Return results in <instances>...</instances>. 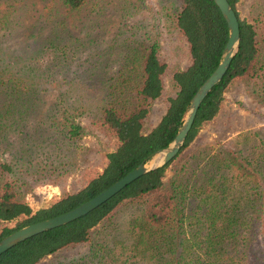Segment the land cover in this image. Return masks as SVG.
<instances>
[{
  "label": "trees",
  "instance_id": "obj_1",
  "mask_svg": "<svg viewBox=\"0 0 264 264\" xmlns=\"http://www.w3.org/2000/svg\"><path fill=\"white\" fill-rule=\"evenodd\" d=\"M62 1L67 8L77 9L85 0ZM179 1L173 22L186 43L189 63L172 74L176 92L167 99L158 122L143 132V120L151 104L162 94L165 71V64L158 58L159 46L151 41L137 52L125 54L123 67L108 82V99L104 98L99 106V120L114 138L115 147L106 153L102 170L75 192L36 211L21 196L25 179L21 180L20 171L40 174V167L50 168L49 163L33 164L30 159L47 155L51 149L44 148L50 145L53 149L63 146L61 154L65 149L70 152L83 128L70 114L74 108L58 105L63 103V95L54 99L63 112L60 122L45 123L39 133L25 131L24 126L19 128L17 123H24V115L38 100L40 86L57 82L48 79L52 73L40 75L39 82L32 81L34 72L27 65L8 66L0 73L4 94L0 123L3 124L1 119L9 118V125L4 126L8 135L2 137L0 131V143L4 138V151L9 159L0 163V176L4 178L0 182V221L15 222L12 227L0 229V239L26 224L61 214L87 201L171 142L191 96L217 65L227 38L226 24L212 0ZM227 1L238 19L237 48L221 80L198 106L178 154L195 140L202 124L218 114L225 89L232 81L249 84L264 99V12L249 22L239 17L238 0ZM51 46L56 55L51 64L55 67V59L65 60L69 48L60 43ZM41 70L44 69H37L36 73ZM18 102H22L23 110H17ZM243 145L237 144L230 151L219 147L213 152L207 146L175 162L177 154L85 215L10 247L0 254V264H37L61 249L79 245L86 246L87 253L66 264H264V141L253 145L259 151L250 156L252 159ZM259 155L263 164L252 163ZM65 157L59 155L56 159ZM50 164L55 166L57 176L66 172V161ZM170 165L172 170L167 174ZM124 204L135 208L128 220L127 235L109 232L93 242L96 227Z\"/></svg>",
  "mask_w": 264,
  "mask_h": 264
},
{
  "label": "rangeland",
  "instance_id": "obj_2",
  "mask_svg": "<svg viewBox=\"0 0 264 264\" xmlns=\"http://www.w3.org/2000/svg\"><path fill=\"white\" fill-rule=\"evenodd\" d=\"M179 5V0H85L79 8L69 9L62 0H0V73L8 66L27 65L28 70L34 72L32 77L27 76L32 81L39 82L40 75L52 73L48 79L57 82L40 86L38 100L24 115V123L17 125L19 128L24 126L25 131L39 133L45 123L60 122L63 112L58 105L65 104L74 108L70 114L83 128L70 152L65 149L61 154L63 146L53 149L50 145L44 148L51 149L47 155L30 159L33 164L49 163L50 168L48 165L45 170L40 167V174L20 171L21 180L22 177L25 179L20 188L21 196L32 211L75 192L102 170L106 153L115 147L114 138L99 120V106L104 98L108 99V82L116 78L123 67L125 54H133L151 41H156L159 46L158 58L165 64V71L162 94L151 104L142 123L143 132H148L158 122L167 99L176 92L172 74L189 63L186 43L173 22V13ZM236 8L241 19L251 22L259 12H264V0H238ZM53 43L69 48L65 60L55 59V67L51 64L52 58L56 57ZM37 69L44 70L36 73ZM1 83L0 106L3 107ZM254 91L255 88L241 80L232 81L225 89L218 114L202 124L195 140L176 156L175 162L187 159L190 152L207 146L212 150L210 152L219 147L230 151L236 149L237 144H244L249 159H252L250 156L259 151L253 145L259 140L264 141V99ZM61 95L63 103L54 104V99ZM20 104L22 102L17 103V110H23ZM1 120L3 137L9 133L4 129L9 125V118ZM3 141L4 138L0 143V163H7L9 159ZM59 155L66 157L56 159ZM260 157L252 163L263 164ZM51 161H66V172L57 176ZM171 170L172 165L167 174ZM3 179L0 176V182ZM134 212L131 204L118 207L92 232V241L101 240L109 232L127 235L128 220ZM14 225V221H0V229ZM87 251L84 245L67 247L37 264H66L71 259L79 260Z\"/></svg>",
  "mask_w": 264,
  "mask_h": 264
},
{
  "label": "water",
  "instance_id": "obj_3",
  "mask_svg": "<svg viewBox=\"0 0 264 264\" xmlns=\"http://www.w3.org/2000/svg\"><path fill=\"white\" fill-rule=\"evenodd\" d=\"M217 6L227 28V38L222 49L221 57L209 74V76L198 86L193 93L187 106L185 117L175 133L171 142L164 148L159 149L148 156V159L136 165L133 169L125 173L105 189L87 201L61 214L26 224L0 239V254L16 245L17 243L46 230L63 225L82 215H85L115 193L120 191L130 182L144 174L148 170L163 165L173 159L181 149L185 137L191 127L197 108L207 95L209 90L218 83L226 72L233 54L236 51L239 40V24L237 16L227 0H212ZM153 159H159L157 163H152Z\"/></svg>",
  "mask_w": 264,
  "mask_h": 264
},
{
  "label": "bare ground",
  "instance_id": "obj_4",
  "mask_svg": "<svg viewBox=\"0 0 264 264\" xmlns=\"http://www.w3.org/2000/svg\"><path fill=\"white\" fill-rule=\"evenodd\" d=\"M159 159H153L152 163H157Z\"/></svg>",
  "mask_w": 264,
  "mask_h": 264
}]
</instances>
